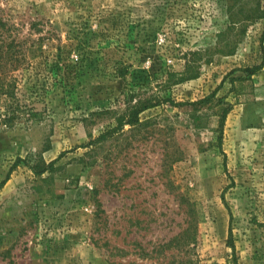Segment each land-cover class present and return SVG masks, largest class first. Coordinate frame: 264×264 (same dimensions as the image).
Segmentation results:
<instances>
[{"label": "rangeland", "instance_id": "1", "mask_svg": "<svg viewBox=\"0 0 264 264\" xmlns=\"http://www.w3.org/2000/svg\"><path fill=\"white\" fill-rule=\"evenodd\" d=\"M1 20L0 49L61 53L65 78L34 70L42 117L0 125V264H264V0H0Z\"/></svg>", "mask_w": 264, "mask_h": 264}, {"label": "trees", "instance_id": "2", "mask_svg": "<svg viewBox=\"0 0 264 264\" xmlns=\"http://www.w3.org/2000/svg\"><path fill=\"white\" fill-rule=\"evenodd\" d=\"M1 26L5 29L6 23L4 20L0 21ZM2 31V48L0 49V125L13 126L20 119L27 120L37 119L42 117L43 112L39 111L36 104L44 102L46 99L44 86L41 84V75L38 79L34 78L33 71H43L45 68L52 70L54 78L64 80V65L61 53L54 55L53 61L46 57L38 61H32L24 47L25 41L13 40L12 44H8ZM61 52V49L58 51ZM44 68V69H43ZM70 68V67H69ZM68 68V69H69ZM199 75L191 70V65L188 64L185 71L181 74L169 72L167 82H183L188 79H195ZM40 78V79H39ZM215 98V94L207 96L195 102H184L177 104L178 106H189L197 110L196 107L210 103ZM129 101H132L130 99ZM171 105H176L175 102L167 100ZM164 103L162 100H152L146 98L139 99L136 103L129 102L127 112H129L128 120L125 123L135 124L139 120L140 114L150 108L160 106ZM221 103V101H220ZM219 104V103H218ZM220 109L219 114L220 129L226 120L230 108ZM196 127H201L197 123L201 116L194 117ZM122 125V122H121ZM54 161L48 167H52ZM44 170L36 171L37 174H43ZM6 181L0 184L3 187Z\"/></svg>", "mask_w": 264, "mask_h": 264}]
</instances>
